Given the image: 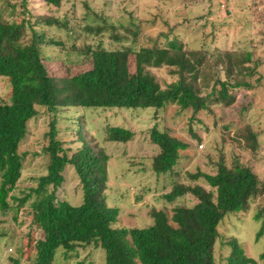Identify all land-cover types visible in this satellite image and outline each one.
<instances>
[{
	"label": "trees",
	"instance_id": "trees-1",
	"mask_svg": "<svg viewBox=\"0 0 264 264\" xmlns=\"http://www.w3.org/2000/svg\"><path fill=\"white\" fill-rule=\"evenodd\" d=\"M42 1L57 11L64 2ZM21 2L24 10H28L29 0ZM41 23L67 27L53 16L42 17L37 24ZM29 24L26 18L6 19L0 8V76L8 77L12 86L10 101L0 98V208L11 209L12 199L19 201L17 210H20L35 196L31 204L33 219L44 235L36 242L33 264H56L60 249L69 255L91 244L104 247V264H217L215 246L221 236L220 223L230 213L247 211L250 201L264 193V181L253 164L249 166L236 153L230 165L224 159L217 162L213 173L198 170L188 174L193 181L205 179L209 189L204 184L175 182L164 196L167 201L174 202L189 194L197 202L193 206H176L174 223L165 211L154 209L153 224L149 226H116L120 208L109 204L107 194L110 155L103 147L89 144L85 137L83 145L70 155L58 138V117L64 109H161L170 103L197 114L208 107L211 98L229 106L236 101L231 89L255 87L248 77L257 73L261 62L247 66L246 63L253 61L252 52L227 51L215 53L212 63L203 48L185 46L171 32L155 38L153 45L137 47L133 39L130 46L114 50L97 48L91 51L93 66L89 71L67 78L53 77L44 62L43 47L60 43L32 24L31 38L26 40ZM114 37L118 43L124 41L117 34ZM162 39L166 41L165 46ZM131 54L135 56L134 72L130 68ZM224 55L228 57L227 62ZM223 63L226 79L215 70ZM164 66L174 67L179 77L165 87L150 70ZM40 108L51 115L46 134L49 142L44 149L49 155L47 172L24 197L10 196L24 167L25 154L21 153L20 145L28 134L29 121L39 115ZM251 127L247 128L246 136L251 140L247 148L257 153L262 144L260 134ZM106 132L109 142L127 143L135 136L133 130L123 126H110ZM84 133L80 128L79 134ZM150 139L158 147L152 163L155 173L179 177L174 169L179 164L181 150L188 148V144L158 126L150 131ZM69 165L74 166L82 184L83 201L78 205L57 196ZM230 245L228 264H257L238 241L233 240ZM261 259L264 261V253Z\"/></svg>",
	"mask_w": 264,
	"mask_h": 264
},
{
	"label": "rangeland",
	"instance_id": "rangeland-1",
	"mask_svg": "<svg viewBox=\"0 0 264 264\" xmlns=\"http://www.w3.org/2000/svg\"><path fill=\"white\" fill-rule=\"evenodd\" d=\"M0 8L6 19L26 18L36 30H44L48 38L60 43L43 47V59L53 77L67 78L89 71L93 66L91 51L97 48L114 50L130 46L133 39L137 47L153 45L155 38L171 32L185 46L203 48L212 63L215 53L227 51L252 52L253 61L246 63L247 66L261 62L257 73L248 77L255 86L253 89H231L236 96L234 104L227 106L211 98L208 107L197 114L192 109L181 110L173 103L161 109L112 107L60 111L58 138L70 155L83 145L84 137L89 144L103 147L110 155L107 194L109 204L120 208L116 226H149L153 224L154 209L165 211L174 223L173 209L180 205L193 206L197 199L188 194L174 202L167 201L164 196L173 184L177 181L199 183L209 189L205 179L193 181L188 174L198 170L213 173L217 162L224 159L230 165L236 153L249 166L253 164L264 181V0H64L58 11L42 0H29L28 10H24L21 0H0ZM45 16L59 18L67 27L37 24ZM31 24L26 29L28 41L32 35ZM115 34L124 41L118 43ZM162 41L165 46L166 41ZM223 58L227 62L228 57ZM129 61L134 72L135 56L131 54ZM150 70L163 87L179 78L174 67ZM215 70L226 79L225 63ZM11 94L10 79L0 76V98L10 101ZM44 110L40 108L39 115L28 123V134L20 145L21 153L25 154L22 176L10 196L24 197L47 172L49 155L44 149L49 142L46 134L51 115ZM110 126L129 128L135 136L127 143L109 142L106 129ZM154 126L188 144V148L181 150L179 164L174 169L179 177L158 175L152 167L158 153V147L150 139ZM248 126L260 134L262 144L257 153L247 148L251 143L246 136ZM80 128L85 132L83 135L79 134ZM64 175L65 181L57 190L58 198L80 204L83 189L74 166H67ZM1 180L0 170V184ZM34 199L35 196L20 210H17L19 201L12 199L11 209L0 208V264H18L17 261L33 264L36 242L44 235L33 219ZM219 231L221 236L215 246L217 264H228L233 240L257 264H264L261 259L264 193L250 201L247 211L228 214L220 223ZM55 262L104 264L105 250L101 244L79 247L69 255L60 249Z\"/></svg>",
	"mask_w": 264,
	"mask_h": 264
}]
</instances>
